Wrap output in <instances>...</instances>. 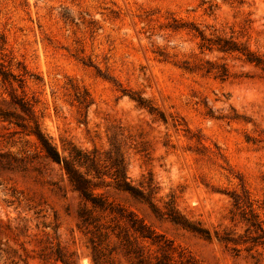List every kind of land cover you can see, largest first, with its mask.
Wrapping results in <instances>:
<instances>
[{
    "label": "rangeland",
    "instance_id": "374dc122",
    "mask_svg": "<svg viewBox=\"0 0 264 264\" xmlns=\"http://www.w3.org/2000/svg\"><path fill=\"white\" fill-rule=\"evenodd\" d=\"M199 31L233 38L262 64L202 49ZM0 61L26 68L25 92L63 155L73 144L97 150L104 172L118 149L132 183H151L157 210L109 174L91 172L95 192L200 264H264L233 204L234 193L249 197L264 219V0H0ZM16 130L0 121V154L14 155L0 156V264H95L63 164ZM169 201L211 237L171 220ZM110 229L102 264H132Z\"/></svg>",
    "mask_w": 264,
    "mask_h": 264
},
{
    "label": "trees",
    "instance_id": "16d2710c",
    "mask_svg": "<svg viewBox=\"0 0 264 264\" xmlns=\"http://www.w3.org/2000/svg\"><path fill=\"white\" fill-rule=\"evenodd\" d=\"M199 33L203 40L202 49H215L223 53L240 52L247 56L248 61L255 62L257 65L262 64L261 57L241 46L233 38L219 36L212 39L206 36L203 31H199ZM10 62L9 65H12V60ZM27 73L26 68H23L21 73H15L11 67L0 61V97L2 101H6L3 94L8 93L10 96V107L0 105V121L15 126L17 128L16 132H21L25 136H33L46 158L63 164L71 183L83 200L78 211L79 224L80 227L87 229V232L92 235V258L94 263H103V252L100 245L109 237V228H111V233L121 239L124 251L133 260L132 264H200L193 256L179 250L170 239L146 224L132 210L109 200L103 194L95 192L94 185L96 184L93 182V177L90 176L91 172H95L98 178L109 174L115 180L117 187L129 192L137 199L148 201L154 210H157L155 202L150 198V193L153 190L151 183L148 184V191L132 183L127 175L125 157L119 153L118 149L116 157H109L112 171L107 170L104 172L97 157V150L84 151L74 144L66 147L68 155H63L58 150L52 138L42 128L40 116L35 107L36 100L29 98L25 92ZM228 74V67L223 64L218 71V75L226 77ZM18 88L22 89L21 93L17 92ZM143 102L142 99H139L140 105H143ZM2 155L14 157L10 152L0 154V156ZM0 163L4 164L1 160ZM8 163L10 162L8 161ZM81 168H85V171ZM233 204L235 209L240 210L242 220L247 224L246 233L248 236L251 234L253 242L264 245V219L260 217V207L256 208L249 197L242 198L239 193L233 194ZM101 213L113 215L114 226H105L101 223ZM165 213L174 222L200 232L207 238L211 237L209 230L197 226L183 215L176 208L174 201L166 202ZM235 216L236 213L232 215L233 221ZM217 235L228 243L235 240L228 231H224L222 234L217 231ZM147 245L155 246V250L151 251L150 248H147ZM58 258L65 261L60 249L58 250Z\"/></svg>",
    "mask_w": 264,
    "mask_h": 264
}]
</instances>
